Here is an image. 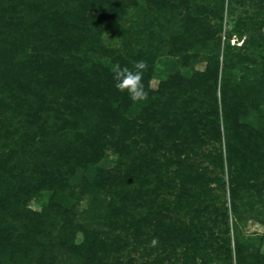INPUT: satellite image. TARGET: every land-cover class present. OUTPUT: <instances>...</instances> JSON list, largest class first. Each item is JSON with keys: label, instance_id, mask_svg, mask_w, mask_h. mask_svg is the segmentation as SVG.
<instances>
[{"label": "trees", "instance_id": "obj_1", "mask_svg": "<svg viewBox=\"0 0 264 264\" xmlns=\"http://www.w3.org/2000/svg\"><path fill=\"white\" fill-rule=\"evenodd\" d=\"M207 1L0 0V264H136L138 248L139 264H264V235L236 226L264 228V42L221 47L206 14L221 20L226 0ZM130 9L142 28L128 32ZM250 24L264 15L234 32ZM198 50L203 72H184ZM139 60L148 99L133 103L111 65ZM106 185L86 213L98 229L75 223L70 199Z\"/></svg>", "mask_w": 264, "mask_h": 264}, {"label": "rangeland", "instance_id": "obj_2", "mask_svg": "<svg viewBox=\"0 0 264 264\" xmlns=\"http://www.w3.org/2000/svg\"><path fill=\"white\" fill-rule=\"evenodd\" d=\"M206 3L207 4L210 3L211 6H213L214 0H213V3H212V0H209ZM70 8L71 6L69 7V9ZM245 13L252 19V21L259 22L260 17L264 15V2L261 0H226L224 8L221 12V16H222L221 20L219 18L212 19L209 14H206L207 19L210 20V25L212 26V28L220 29L218 33V37L220 38L222 42L221 47H223L225 42H229L230 46H234V45L236 46V48H234L233 50L235 53H237V52H240L239 51L240 46L244 45L243 41L244 40L247 41L249 37H254L260 43L264 42V27L261 30H255L254 28H252L250 24L249 27H245L244 32H242L241 35H238L236 32H234L236 21L239 19V17L244 16ZM128 14H130V17H128V19L130 18V22H129L130 24H129V28H127V31L130 32L131 30L133 31L135 29L142 28L139 22L136 23L134 22V20H132L133 18H136L134 15H138V14H136V12H133V9H130ZM144 14H146L145 11L143 14H140L141 15L140 19H143L146 17V16L142 17L144 16ZM154 15H155V12H154ZM122 25L126 27L128 24L126 25L123 23ZM230 34L231 36L229 37ZM103 41L106 43L108 41L111 45L113 43V39L110 38L109 34H105V36L103 37ZM193 52H195V54L197 55V58L195 59L193 63H192L193 60L191 61L192 64L190 63L191 64L189 65L190 68L184 69V72L186 71L187 73L195 72V71L203 72L204 66H205V63L203 61L204 52L199 51V50L198 52L196 51H193ZM248 53L257 54V50L252 49V50H249ZM262 63H263L262 59L257 57L255 68L260 69L262 66ZM248 64L252 66V64L250 63ZM220 66H222V64H220ZM239 68L240 67H237L235 70H233L232 74L236 76L242 74V71H240ZM157 79L151 80L150 82L151 88L156 87ZM111 153L112 152L110 150L107 151V154L110 157L102 165L107 167L110 170H114V169L117 170L121 166H118V164H115L112 162L111 160L112 156L110 155ZM226 183H227V177L226 175H224L225 186H227ZM211 187L214 188L215 185L211 184ZM111 193L112 191L110 190V187L106 185L104 189H95L91 193L84 194L80 200L70 199V204H73V206L75 207L74 208V212H75L74 222L75 223L77 222L80 225L87 227L88 229H92V228L98 229L100 219L96 218L95 213L93 214L91 213L88 216L86 215V213L92 210L93 211L95 210L94 212H99L103 208H105V205L111 198ZM213 193L214 195H218L219 197L222 196L220 198V201L217 202L218 205L221 204L223 201L226 203V205L227 204L229 205L228 188L225 189L224 193L217 189H213ZM50 195L51 193L49 192H42L37 195H34L27 201V208L31 209L34 212H38V213L41 212L42 208H44L48 204ZM56 200L63 207L67 205V199L65 198H62V199L57 198ZM229 222H231V218L229 219ZM236 226L240 234L244 237L264 235L263 226L257 221H255L254 219L249 218L247 215H244L240 221H237ZM262 252L264 253V243L262 246ZM180 255H182V253L179 254V256ZM130 256L135 259L136 264H139L145 261L144 259H142V257H140L139 248L138 250L132 249ZM152 257H150L149 260L152 259Z\"/></svg>", "mask_w": 264, "mask_h": 264}, {"label": "clouds", "instance_id": "obj_3", "mask_svg": "<svg viewBox=\"0 0 264 264\" xmlns=\"http://www.w3.org/2000/svg\"><path fill=\"white\" fill-rule=\"evenodd\" d=\"M148 70L147 62L139 60L133 62L131 68L121 66L118 62L111 65L114 87L121 93H127L133 103L144 102L148 99V92L144 84V74ZM159 244L157 238L150 241L151 247Z\"/></svg>", "mask_w": 264, "mask_h": 264}]
</instances>
